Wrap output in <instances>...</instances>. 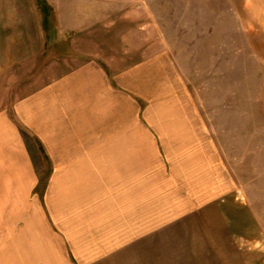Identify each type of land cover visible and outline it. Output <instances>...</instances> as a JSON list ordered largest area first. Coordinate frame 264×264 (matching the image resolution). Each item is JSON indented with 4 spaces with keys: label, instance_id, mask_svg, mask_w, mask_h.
Wrapping results in <instances>:
<instances>
[{
    "label": "rangeland",
    "instance_id": "374dc122",
    "mask_svg": "<svg viewBox=\"0 0 264 264\" xmlns=\"http://www.w3.org/2000/svg\"><path fill=\"white\" fill-rule=\"evenodd\" d=\"M45 2L0 0V232L27 222L13 172L44 197L61 138L135 124L160 195L224 201L264 250V0ZM93 64L116 90L101 118L55 92Z\"/></svg>",
    "mask_w": 264,
    "mask_h": 264
},
{
    "label": "crops",
    "instance_id": "0c3cea01",
    "mask_svg": "<svg viewBox=\"0 0 264 264\" xmlns=\"http://www.w3.org/2000/svg\"><path fill=\"white\" fill-rule=\"evenodd\" d=\"M58 85L65 104H81L84 115L97 118L116 92L98 64ZM133 125L128 133L113 124L61 138L44 197L36 195L40 183L29 167L13 172H21L27 222L18 232H0V264H255V252L264 250L254 248L253 218L238 217L214 197L174 202L160 195L156 175L143 174L141 132Z\"/></svg>",
    "mask_w": 264,
    "mask_h": 264
},
{
    "label": "trees",
    "instance_id": "16d2710c",
    "mask_svg": "<svg viewBox=\"0 0 264 264\" xmlns=\"http://www.w3.org/2000/svg\"><path fill=\"white\" fill-rule=\"evenodd\" d=\"M41 1V4L43 7H45L47 10L50 11V8L48 7L47 3L45 2V0H40Z\"/></svg>",
    "mask_w": 264,
    "mask_h": 264
}]
</instances>
